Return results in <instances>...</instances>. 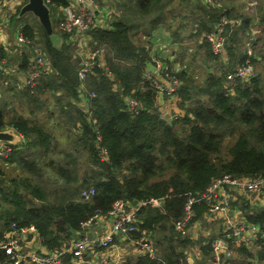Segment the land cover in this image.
<instances>
[{"label": "trees", "instance_id": "1", "mask_svg": "<svg viewBox=\"0 0 264 264\" xmlns=\"http://www.w3.org/2000/svg\"><path fill=\"white\" fill-rule=\"evenodd\" d=\"M57 1L63 5L68 2ZM155 1L136 0L146 12ZM221 1L223 4L220 7L202 0L192 2L193 11L198 12L195 22L200 35L203 31L212 32L223 14L233 15L240 20L239 26H235L229 35L227 44L229 40L232 43L241 41L242 36L245 38L246 33L250 34L254 28L264 31L262 7L259 11L261 19L256 20L254 15L245 11L247 15L237 12L236 16L230 1ZM53 24L56 28L54 20ZM9 28L12 32L21 31L31 40L38 37L52 63V70L38 79L34 91L30 87L21 90L22 98L35 103L43 92L50 91L57 95L58 115L66 118V139L68 142L71 137L75 140L71 148L68 146L58 150L54 146V152L63 157L56 160L50 155L53 137L46 126L30 120L17 110L12 109L7 115L0 108V129L8 126L16 128L24 136L22 145L30 150V157L25 159L18 145H13L9 157L0 156V160L22 162L33 177L42 175L41 162L44 156H48L45 164L51 165L54 175L63 181L58 188L45 189L42 180L31 182V178L26 177L21 183L18 178H12V185H7L6 179H0L1 200L10 207L0 210V216L7 218L0 229V241L5 239L8 228L15 222L18 227L34 225L47 247H61L77 235L82 223L96 210L106 212L118 198L135 201L151 196L164 197V212L153 208L143 209L142 229L148 228L155 235L160 234L161 256L166 264H183V251L192 241L176 232L174 222L183 214L185 193L204 190L214 178L224 173L237 176L264 173V93L259 78L253 77L250 84L238 82L234 89L231 88L232 94H228L223 85L226 72L219 78L209 76L208 82L214 84L199 88L194 84L190 72L179 71L177 75L183 82L178 91L181 96L179 106L185 108L186 114L174 117L170 122L154 106L156 91L144 79L146 65L151 60L150 52L144 43L134 41L130 26L125 22L116 21L109 29L92 28L94 43H104L109 53H113L107 57V61L115 80L103 68L97 67L88 76L86 91L79 78L80 61L79 58L76 61L72 58V42L67 34L56 29L64 41L60 47L53 46L40 22L30 24L25 16H20V7L10 15ZM254 36V45L261 46L264 36ZM228 48L231 52V47ZM208 51L211 56L221 57L211 53L209 48ZM30 53L21 55L19 67L22 71L30 68ZM246 58L247 54L242 55L240 60ZM81 94L93 110L101 139L93 121L80 105ZM204 96L211 104L203 100ZM128 97L142 102L143 108L138 113L128 109ZM227 138H232L233 143L228 157H224L222 146ZM99 146L106 149L107 159L101 158L102 149ZM80 150L88 153L87 165L90 166V170H86L81 177L75 158ZM50 185H55V181ZM91 187L96 189V193L85 199L81 192ZM30 193L38 202L29 196ZM242 208L248 220L260 224L264 229V208H252L244 203ZM258 244L259 249L255 254L245 247L239 248L243 260L234 257L230 264H253L248 258L264 262V238H260ZM0 264L28 263L11 260L6 251L0 248ZM122 264L164 263L159 258L143 255L131 257Z\"/></svg>", "mask_w": 264, "mask_h": 264}, {"label": "built area", "instance_id": "2", "mask_svg": "<svg viewBox=\"0 0 264 264\" xmlns=\"http://www.w3.org/2000/svg\"><path fill=\"white\" fill-rule=\"evenodd\" d=\"M50 8L51 18L55 21L57 30L68 35L69 39L77 44L78 57L80 56L81 67L79 78L82 88L85 90V81L95 68L101 67L115 80V74L109 70L107 63V46L105 44H91L92 36L90 30L96 25L98 13L104 12V8L97 0H73L63 5L57 0H44ZM204 3L212 6H221L218 0H203ZM264 9V0H246L245 12L254 15L256 20L261 19L259 8ZM1 6V5H0ZM255 20V21H256ZM240 20L235 16L223 14L217 21L212 32H208L206 37L210 42L212 52L224 58L225 47L234 27L239 26ZM257 29L251 30L245 35V48L249 55L254 51V43ZM17 36L23 43L33 50V57L29 60V73L27 84L33 90L37 88L38 79L44 73L52 70V63L44 50L43 44L38 37L34 40L27 38L22 32ZM203 37V36H202ZM90 45L98 46L93 48ZM1 49V47H0ZM248 56V55H247ZM4 66V59L0 51V71ZM254 63L251 59L238 64L234 73H228V79L233 83L243 82L254 73ZM147 72V70H146ZM145 72V73H146ZM146 81H150L158 93H176L182 80L175 72L165 73L161 67L144 75ZM95 93H93V96ZM128 109L138 113L141 102L133 97L126 98ZM88 117L91 116V109L85 108ZM85 112V113H86ZM93 124L101 139L97 119L93 116ZM5 128H13V126ZM21 134V133H20ZM22 135V134H21ZM13 144L0 142V156L10 155L13 151ZM106 149H103L102 157L107 158ZM234 192V193H233ZM96 193V189L91 187L83 189L81 195L88 199ZM234 195L244 196L248 200H257L264 194V173L255 176H237L231 173L214 178L211 183L202 191L185 193V202L182 216L174 222L176 232L183 237H189L190 229L195 221L197 208L206 205V214L213 217L223 216L226 227L222 235L210 239L212 261L211 264H230L233 253L238 247L244 246L252 251L261 237H264L263 228L248 219L242 218L238 221L232 220L230 213L231 201ZM255 199V197H257ZM145 207L159 208L164 212V197L142 198L131 202L123 198L116 199L111 208L106 212L96 210V212L82 223V230L77 232L75 238L68 240L61 247L46 249L44 252L36 250H24L23 238L35 231V226L18 227L5 234L4 241L0 242V248L5 250L11 260L16 262H26L28 264H63L67 256H71V264H122L132 255H148L150 258H159L166 264L160 253L158 238L153 231L143 228L144 220L141 218ZM100 221L106 223L105 228L100 230L96 224ZM92 231H89V229ZM130 246V248L128 246ZM132 250V252H131ZM127 255V258H125ZM183 264H194L188 258H182Z\"/></svg>", "mask_w": 264, "mask_h": 264}, {"label": "rangeland", "instance_id": "3", "mask_svg": "<svg viewBox=\"0 0 264 264\" xmlns=\"http://www.w3.org/2000/svg\"><path fill=\"white\" fill-rule=\"evenodd\" d=\"M218 1L221 4H223V2L221 0H218ZM223 1H225V0H223ZM4 2H5V0L3 1V3ZM26 2H27V0H14L13 8H10L9 5L5 6L9 10L6 12L7 17H10V14L15 13L19 7L21 9V7ZM192 2H194V0L186 1L187 6L183 8V10L180 14L181 19H183L184 22L176 21V22H178V25H180V27L178 29H182V31L173 32V34H175L176 38H177L176 41H174V42L177 43L176 58H177V61L179 64V68L177 69L178 66L177 67L175 65L172 66L169 62H165L162 64V66L164 67V70H162L163 74L171 73V72H175L177 74V72H179V71H186L187 73L190 72L189 75L193 78L194 84L197 85L199 88H206L208 85L214 84L212 81L208 82L209 76L214 75L215 78H219V77L223 76V73L226 72V75L224 76L225 79L223 80V85L227 88L226 93L232 94L231 88L234 89V86H236L237 84L231 82L230 79L227 78V73H234L235 72L234 68L237 67L238 64L246 62L247 59L249 58L254 63V66H253L254 67V70H253L254 74L251 77L247 78L245 81H243L242 84H250L252 82L253 77L259 78L260 79L259 84L261 86L262 92L264 93V43L261 44V47H259L258 44L256 46L254 45V51L252 54L249 55L247 48H245L244 37L242 36V40L239 42L237 41L236 43H232L230 40L228 41V44L225 47L226 60L223 59V57L221 58V57H217V56L216 57L211 56L209 54V51H208V48H209L211 53H212L211 45H210L209 40L206 37L207 33L210 31L209 30L203 31L201 33V34H203V37L196 31V22L195 21L197 20V13L198 12L195 13L193 11V9L191 7ZM237 2L240 5V9H239L240 13L247 15L244 12L246 0H237ZM256 6L258 9L260 7V4H257ZM233 14H235L237 16V12L233 13ZM23 16H25V20L30 22V24L37 25V23L39 22L38 18L33 13L28 12V13H25ZM19 27H21V26L19 25ZM260 28L263 29L262 27H260ZM212 29H213V27H212ZM9 30H10V28H9ZM38 30L41 31L40 29H38ZM41 33H42V31H41ZM38 36L41 38L40 33L38 34ZM200 37H202L201 40H200ZM133 39L137 43L142 42V44L147 41L145 39V37L142 38L141 36H138V35L133 37ZM173 40H175V38H173ZM93 41H94V39H93ZM71 42H72L71 47L73 48L72 58L74 61H76V59L79 58V61H80V59H81L80 56L75 57V53L77 52L78 46L76 44H73L74 42L72 40H71ZM100 44H104V43L99 42L96 45H100ZM90 46H92L93 48L98 47L95 45H90ZM228 47H231V52L229 51ZM168 51L170 53L169 49H168ZM106 54H107V57L110 56L111 54L113 55V53H111V52L109 53V50L106 52ZM246 54L248 55L247 58L244 61L240 60L241 56L242 55L246 56ZM158 55H155V56L158 57ZM227 56L229 59H227ZM163 60L164 59H161L162 62H164ZM151 63H152V66L154 67V65H155L154 61L150 60V62H148L146 65L147 72L145 73V75L148 72L153 71L152 69H149V67H148ZM166 64H168L169 67ZM229 65H232L233 68L229 67ZM183 69H185V70H183ZM87 79L84 82L85 85H86ZM147 82H149V85L156 91V93H155V105L154 106H156L158 108V110L161 112L162 116L165 119H167L171 122L174 117L185 116V114H186L185 108H181L179 106V101H181V96H179L178 91H179L182 84L180 85V87L178 88L176 93H172V94H168V93L164 94L163 93L162 94V93L157 92V89L154 86H152L150 81H147ZM85 91H86V89H85ZM56 97H57V95H55L53 92L46 91L45 93L43 92V94L40 96L39 101H37L35 103H30L26 99H23L24 101H19V102L15 103V105L12 109L17 110L19 113L30 118V120L40 122L41 124L46 126L49 133L53 137L51 139L52 148H50V150H51L50 155L54 156V158L56 160H59L63 157H62V155L56 154L54 152V148H55L54 146H56V149H58V150L59 149H65L68 146L70 147L73 144L75 139L73 137H71L69 139V142L66 139L68 137V134H67L68 131L66 128V118H63L60 115H58V110L60 108H59V105H57V103H56V99H55ZM4 98H5V92H4ZM203 98H204L203 100H205V102H207L208 104H211V102L208 100V97L204 96ZM37 100H38V98H37ZM1 102L2 101L0 100V103ZM37 106H41V108H39V107L36 108ZM142 108H143V104L141 102V109ZM11 110L5 111L6 114L9 115ZM91 111H92L91 116L88 117L90 120L93 119V110H91ZM85 112H86V110H85ZM232 143H233L232 138H227V140H225V142L222 146L223 154L225 155L224 157H228V150H229L230 146L232 145ZM22 144H24V143L19 142L18 144H15V145H18V148L21 150V155L23 156V158L28 159L30 157V150L25 149V146H23ZM99 148L102 149L101 154H100V156L102 158L103 148L101 146H99ZM5 157L8 158L9 155H7ZM87 157H88V153L86 151H83V150H80L79 152H77L75 154L76 162L78 164L77 167H78L79 172H80V177L83 176V173L86 170L87 171L90 170V166L87 165L88 164L87 163V161H88ZM103 159H107V158L103 157ZM47 161H48V156H46V157L44 156L43 161L41 162V166L44 170L42 175L32 177L31 175H29L30 173H29L28 169L24 166V164L22 162L15 161L14 163H9V162H5L4 160H0V179H3V180L6 179V184L12 185V183L10 181L12 178H18V180L21 183H23L22 182L23 179L26 180V177H28V178H31V182H36L38 180H42L43 181L42 184H43L45 189L58 188L59 184H61L63 181L60 177H58L57 175L56 176L54 175L51 165L45 164ZM54 181H55V185H50V182H54ZM81 181L82 180H80V182ZM26 183H27V181H26ZM29 196L31 198L33 197V196H31V193ZM33 198H35V197H33ZM37 200L38 199L35 198L36 202H38ZM131 202H133V201H131ZM8 208H10L9 205L1 200V193H0V210H4V209H8ZM0 213H1V211H0ZM4 222H7V218H5V217L2 218V216H0V229L2 228ZM14 225H17V224L15 222H13L11 224V227L8 228L9 232L14 228ZM81 230H82V228H81ZM89 231H92V229L90 228ZM7 234H6V237H7ZM39 235H40L39 231L35 227V231L28 235L29 241H27V240L25 241V246L27 249L36 250L39 252H44V251H46V249H51V248L47 247L45 244H43ZM30 236H32V237L30 238ZM158 237H160L159 233L156 234V238H158ZM73 238H75V237H73ZM73 238H71V239H73ZM209 238L213 239L214 236L209 234ZM71 239H69V240H71ZM0 242H2V241H0ZM242 247H244V246H240V247H238V249L242 248ZM55 248H57V247H55ZM258 249H259V246L258 247L256 246L255 248H253L252 249L253 254H255L258 251ZM234 257H236L235 253H233L229 262H231V260ZM239 259L243 260V258H239ZM248 260L250 262H252L253 264H264V262H258V260H256L255 258H248ZM63 264H71V256H67L64 259Z\"/></svg>", "mask_w": 264, "mask_h": 264}, {"label": "crops", "instance_id": "4", "mask_svg": "<svg viewBox=\"0 0 264 264\" xmlns=\"http://www.w3.org/2000/svg\"><path fill=\"white\" fill-rule=\"evenodd\" d=\"M67 1L68 4L73 0ZM97 1L104 8V12L98 13V19L96 25L94 26L95 28L109 29L113 26L114 22L119 20L123 21L130 26L131 36L135 37L138 35L142 38L145 37L147 40L144 42V45L149 50L151 60H153L155 64L153 67L151 63L148 66L149 69L156 70L161 67V69L164 70L162 64L165 62H169L172 66H178L177 69L179 68L176 58L177 43L174 42L177 38L173 32L182 31V29H178L180 25H178V22L176 21L184 22V20L181 19L180 14L183 8L187 6L186 1L188 0H156L148 12L141 9L136 0ZM228 1H230V7H233L234 11L240 12V5L237 0ZM13 3L14 0H5V2L0 6V51L3 53L4 57V66L0 71V100L2 101L0 103V108L4 111H10L14 107L15 103L24 101L21 95V90L29 87L26 79L30 68H28V71L26 72L20 69L19 65L22 60L21 55L31 52L28 59L30 60L33 57V50L27 44L23 43L17 36V33L21 31L16 30L15 32H12L9 30V17H7L6 13L9 10L5 6L9 5L10 8H13ZM260 9L261 8H259V11ZM91 31L92 29L90 30V34L92 33ZM256 34L264 36V31L257 28ZM201 36H203V34ZM173 38H175V40H173ZM93 39L94 38L92 36V44L94 43ZM259 47L261 46L259 45ZM168 49L170 50V53ZM155 55H158L159 58ZM7 56L9 57L8 59ZM75 57H78V51L75 53ZM160 58L164 59V62H162ZM224 59H226V56H224ZM166 65L168 66V64ZM81 99L82 102L80 105L85 111L88 104L83 94H81ZM262 195L263 197L260 199H257V196L255 197L257 200H248L244 196L233 194L231 201L232 208L230 209L232 220L238 221L242 218L248 219L245 215L244 209L242 208L243 203L249 204L252 208H264V194ZM147 208L148 207H145L144 209ZM153 209L159 210V208ZM206 210V206H200V208H197L195 221L191 226L189 237H187L192 241V244L187 246L183 252L185 254L184 257H187L190 263L211 264L212 252L211 245L208 244L210 241L209 234L215 238L225 231L226 224L223 216H209L206 214ZM200 212L202 215H198ZM105 225L106 223L103 221L96 224L100 230L104 229ZM31 237L32 236H30V238ZM26 240L29 241V236L23 238V249L29 250L25 246ZM158 243L160 246V253H162V244L159 240ZM128 247L130 248V246ZM239 253V250L235 251L236 257L238 258H240ZM131 257L137 256L132 255L127 258L126 255V261Z\"/></svg>", "mask_w": 264, "mask_h": 264}, {"label": "water", "instance_id": "5", "mask_svg": "<svg viewBox=\"0 0 264 264\" xmlns=\"http://www.w3.org/2000/svg\"><path fill=\"white\" fill-rule=\"evenodd\" d=\"M4 0H0V5ZM33 13L39 20L44 31L48 35L53 46L60 47L63 44V37L56 31L51 18L50 8L44 0H27L20 9V16L25 13ZM24 137L13 128L0 129V142H8L13 145L23 142Z\"/></svg>", "mask_w": 264, "mask_h": 264}]
</instances>
